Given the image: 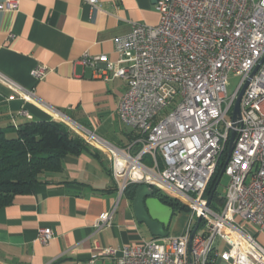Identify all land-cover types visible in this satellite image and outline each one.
I'll return each mask as SVG.
<instances>
[{"label": "built area", "instance_id": "built-area-1", "mask_svg": "<svg viewBox=\"0 0 264 264\" xmlns=\"http://www.w3.org/2000/svg\"><path fill=\"white\" fill-rule=\"evenodd\" d=\"M18 2L5 0L0 9H16ZM155 8L156 25L133 23L116 40V62L105 55L84 58L92 65L105 62L114 77L126 80L117 113L132 130L131 141L118 146L74 125L107 156L119 197L128 183L147 184L186 205L190 218L180 235L123 247L115 264H264V246L242 224L264 233V0H156ZM230 72L240 76L232 94L226 91ZM45 74L44 66L31 71L36 80ZM0 81L24 101L35 100L2 73ZM246 81L224 165L226 192L221 204H207L204 192L227 150L232 108ZM110 217L101 215L96 227ZM52 237L50 228L38 229L40 243ZM217 239L226 249H218ZM103 252L116 255L117 249Z\"/></svg>", "mask_w": 264, "mask_h": 264}, {"label": "crops", "instance_id": "crops-1", "mask_svg": "<svg viewBox=\"0 0 264 264\" xmlns=\"http://www.w3.org/2000/svg\"><path fill=\"white\" fill-rule=\"evenodd\" d=\"M155 3L19 0L16 9H0V73L35 96L24 101L0 81V128L30 119L55 120L57 110L100 136L113 131L121 121L117 109L126 80L114 77L105 62L92 65L84 58L105 55L107 62H116V40L133 23H158ZM38 66L46 68L40 80L31 75ZM130 132H124L121 145ZM118 186L109 162L92 149L65 156L61 172L0 207V264H115L120 249L152 237L136 221L130 197L118 196ZM109 212V224L96 227ZM189 218L188 210H173L168 235H180ZM44 227L53 234L46 244L37 240ZM108 247L117 249L116 255H105ZM214 264L227 263L218 259Z\"/></svg>", "mask_w": 264, "mask_h": 264}, {"label": "trees", "instance_id": "trees-1", "mask_svg": "<svg viewBox=\"0 0 264 264\" xmlns=\"http://www.w3.org/2000/svg\"><path fill=\"white\" fill-rule=\"evenodd\" d=\"M132 135L131 130L127 143L119 146H126ZM91 149L94 156L103 157L101 152L75 135L67 125L51 119H30L0 128V207L10 204L16 195L32 193L34 186L46 183L51 173L61 172L65 156L78 155ZM225 158L226 149L204 192L206 197L210 195L216 203L223 199L218 185L223 176H220V170ZM137 185L128 183L123 194L126 193L132 199ZM153 190L154 194L173 210H188L186 205L157 189Z\"/></svg>", "mask_w": 264, "mask_h": 264}, {"label": "water", "instance_id": "water-1", "mask_svg": "<svg viewBox=\"0 0 264 264\" xmlns=\"http://www.w3.org/2000/svg\"><path fill=\"white\" fill-rule=\"evenodd\" d=\"M256 69V68H255ZM253 70V72L255 71ZM252 72V74H253ZM247 85V81L244 83L242 88L240 89L233 108L231 112V120L233 122V127L230 130L229 140L227 144L226 150V158L224 160V165L227 162L231 150L234 144L235 130L234 127L236 125L237 120L240 118V98L243 94V91ZM67 120L75 123L68 117ZM77 124V123H75ZM224 165L220 170V176L224 172ZM211 201V196L207 197V204ZM132 210L135 216V219L138 223L144 224L149 231V234L152 237H166L168 236V226L170 223L171 216L173 214V209L169 205L163 203L155 194L154 190L148 186L147 184H139L135 189L134 196L131 199ZM200 219L196 220V223L191 231L190 240L195 232V229L199 223Z\"/></svg>", "mask_w": 264, "mask_h": 264}, {"label": "rangeland", "instance_id": "rangeland-1", "mask_svg": "<svg viewBox=\"0 0 264 264\" xmlns=\"http://www.w3.org/2000/svg\"><path fill=\"white\" fill-rule=\"evenodd\" d=\"M239 81H240V76L239 75L235 74L234 72H230L228 74L227 82H226V91H227L228 94H232L236 90ZM55 121H59V122L64 123L65 125H67L74 132L75 135H78L79 137L83 138L86 141L85 135L76 128V126L74 125L73 122H71V121H67L66 122V119L63 120L62 117H59V118L56 117ZM81 126H83V125H81ZM83 127H85V126H83ZM85 128H87V127H85ZM87 129H89V128H87ZM89 130L93 131L96 135L100 136L96 131H94L92 129H89ZM128 131H130V129H129V127L127 125L123 124L121 121H116L115 124H114V127H113V131L104 132V133H102V136H100V137L106 139L108 142H110L112 144H115V145L119 146V144L121 142H123V141L120 140V138L121 139L125 138V136L123 134H124V132H128ZM122 140H125V139H122ZM93 147L96 148L99 152H101L103 157L105 159H107V161H108L107 156L99 148H97L95 146H93ZM228 180H229L228 176L223 174L222 179H221V183L218 185V191L221 193V195H224L225 192H226V186H227ZM222 201H223V199L220 202H218L217 204H221ZM175 219H176V217L174 216L173 219H172V223L175 221ZM235 219L239 220V218L237 216H235ZM242 224L244 225V228L249 233L255 235L257 240L264 246V233H260V232L258 233V231L255 228V226H253L251 223L242 222ZM216 245H217L218 249L221 250V251L226 249V246H225L224 242L221 241L220 239L216 240Z\"/></svg>", "mask_w": 264, "mask_h": 264}]
</instances>
